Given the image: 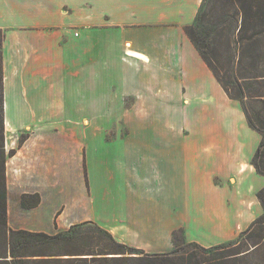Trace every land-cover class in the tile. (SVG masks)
Returning a JSON list of instances; mask_svg holds the SVG:
<instances>
[{"label": "crops", "instance_id": "crops-1", "mask_svg": "<svg viewBox=\"0 0 264 264\" xmlns=\"http://www.w3.org/2000/svg\"><path fill=\"white\" fill-rule=\"evenodd\" d=\"M202 2L0 0L13 230L92 222L158 254L179 230L210 248L261 217V135L186 32Z\"/></svg>", "mask_w": 264, "mask_h": 264}, {"label": "trees", "instance_id": "trees-1", "mask_svg": "<svg viewBox=\"0 0 264 264\" xmlns=\"http://www.w3.org/2000/svg\"><path fill=\"white\" fill-rule=\"evenodd\" d=\"M186 32L228 97L240 102L250 128L261 135L252 165L264 176V0H203ZM4 38L0 30V264H241L254 256L251 248L260 243L250 235L264 223V188L257 194L261 217L235 240L210 248L188 242L183 230L174 234L173 251L158 254L122 244L92 222L55 235L13 230L7 163L14 151L6 150ZM221 249L230 252L218 255Z\"/></svg>", "mask_w": 264, "mask_h": 264}, {"label": "rangeland", "instance_id": "rangeland-1", "mask_svg": "<svg viewBox=\"0 0 264 264\" xmlns=\"http://www.w3.org/2000/svg\"><path fill=\"white\" fill-rule=\"evenodd\" d=\"M104 121L105 120H98V124L102 123L104 125V123H105ZM121 130H122V128L120 127V120H114L113 128L110 127L109 130L107 131L108 139L111 140L112 138H115L116 135H120L121 134ZM124 133H126V130H125ZM11 210H13V211H11V217H10L11 224H15L16 227H18L19 226V222H18V218H17V214H16L17 212H16V210L13 207L11 208ZM253 235L255 237L253 239H255V241L259 242L260 244L258 246H256V247L252 246L254 248H251V251L255 249L254 256L251 259H249V260L243 261L241 264H264V223H261V224H259V225H257L255 227V230H253V232H252V234L250 236L252 237ZM178 238H180V234H178ZM250 240L249 239L248 240H244V242L248 243V242H250ZM138 249L144 250L146 253L154 254L153 252H156V251H153V249H150V250H146V249H143V248H138ZM157 250L164 251L163 248L157 249ZM173 250H174V248H173ZM164 252H166V251H164ZM216 252L219 255V254H224L225 252H230V250L229 249H221V250H218ZM160 253H162V252H160ZM166 253H168V252H166Z\"/></svg>", "mask_w": 264, "mask_h": 264}]
</instances>
